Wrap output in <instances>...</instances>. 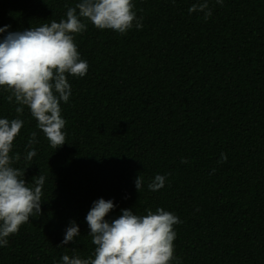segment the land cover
Wrapping results in <instances>:
<instances>
[{"label":"trees","instance_id":"1","mask_svg":"<svg viewBox=\"0 0 264 264\" xmlns=\"http://www.w3.org/2000/svg\"><path fill=\"white\" fill-rule=\"evenodd\" d=\"M77 2L0 0V27L59 22ZM196 2L134 0L143 28L126 34L84 21L74 40L88 72L68 77L72 96L60 105L66 143L58 149L29 108L18 114L0 89V117L24 122L12 166L29 186L46 178L42 215L7 238L0 264L93 256L85 217L101 197L117 205L111 218L124 208L177 215L173 264H264V0H209L207 20L188 12ZM33 132L37 154L28 161ZM221 153L227 162L218 163ZM156 174L166 182L153 192ZM72 220L81 235L60 245Z\"/></svg>","mask_w":264,"mask_h":264},{"label":"clouds","instance_id":"2","mask_svg":"<svg viewBox=\"0 0 264 264\" xmlns=\"http://www.w3.org/2000/svg\"><path fill=\"white\" fill-rule=\"evenodd\" d=\"M215 3L222 6L224 0ZM134 8V0H78L75 7H68L66 18L59 22L53 20L22 31H11V25L0 27V89L11 93L7 99L9 102L15 99L18 114L23 113L24 106L29 108L37 128L52 148L58 149L66 143L63 131L66 121L60 105L72 96L68 77H84L89 67L81 57L74 35L87 29L85 20L97 29L120 34L133 27L142 29L143 18L137 16ZM188 12H203L205 20L212 15L209 0H197ZM23 123L19 118L0 117V247L6 246L7 238L17 233L30 217L42 215L45 176L39 175L33 186H29L22 178L25 173L12 166L20 159L19 154L10 153ZM37 142L33 132L26 145V149H31L26 160L36 156L32 146ZM227 159V154L221 153L218 163ZM165 182V175L156 174L148 189L159 191ZM143 184L140 174L135 179L139 192ZM116 206L114 199L101 197L93 201L85 217L90 229L88 235L95 245L93 256L81 258L65 253L54 264H173L177 235L174 226L181 223L180 218L163 207L155 211L147 209L144 215L124 208L118 217H109ZM80 235L79 224L72 220L60 245H68Z\"/></svg>","mask_w":264,"mask_h":264}]
</instances>
